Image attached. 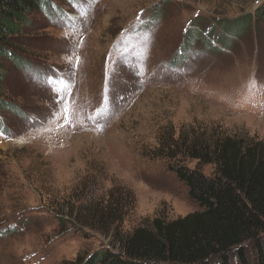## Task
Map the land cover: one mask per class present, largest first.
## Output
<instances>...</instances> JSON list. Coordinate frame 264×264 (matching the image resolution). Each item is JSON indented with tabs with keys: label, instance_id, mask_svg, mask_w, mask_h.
I'll return each instance as SVG.
<instances>
[{
	"label": "rangeland",
	"instance_id": "rangeland-1",
	"mask_svg": "<svg viewBox=\"0 0 264 264\" xmlns=\"http://www.w3.org/2000/svg\"><path fill=\"white\" fill-rule=\"evenodd\" d=\"M262 1L52 0L49 14L29 16L14 39L22 67L3 60L0 264H80L117 249L114 230L82 224L93 181L106 203L132 200L121 234L199 209L166 168L163 141H264V20L220 24L254 16ZM106 92L111 104L97 116Z\"/></svg>",
	"mask_w": 264,
	"mask_h": 264
},
{
	"label": "trees",
	"instance_id": "trees-1",
	"mask_svg": "<svg viewBox=\"0 0 264 264\" xmlns=\"http://www.w3.org/2000/svg\"><path fill=\"white\" fill-rule=\"evenodd\" d=\"M52 5V0H0V96L6 78L3 60L22 67L16 63L21 64V48L14 39L30 15L40 10L49 14ZM254 13L220 24L241 30L252 18L264 20V0ZM189 41L192 45L193 38ZM5 105L0 99V108ZM190 135L163 144L166 168L186 185L199 209L171 220L155 217L121 234L122 215L134 206L132 200L117 195L106 203L93 181L84 194L89 216L82 224L91 231L114 230L117 249L95 250L80 264H264V141ZM186 158L197 160L195 167L186 166ZM207 164L213 166L209 175L201 171Z\"/></svg>",
	"mask_w": 264,
	"mask_h": 264
},
{
	"label": "snow or ice",
	"instance_id": "snow-or-ice-1",
	"mask_svg": "<svg viewBox=\"0 0 264 264\" xmlns=\"http://www.w3.org/2000/svg\"><path fill=\"white\" fill-rule=\"evenodd\" d=\"M88 7H90V5H86L85 7L81 8L79 15L84 16L86 14V12L88 11ZM139 19H140V17L138 16L137 20H139ZM65 20H66V17L62 15L57 22L60 23L61 25L65 26V27H69V28H75L76 27L75 23H65ZM77 61H79V57H77ZM64 79H66V78H64ZM46 83H54V81H52L51 78H48ZM250 87H251V84H250ZM62 99H63V97H60L58 100V103H60L62 101ZM110 104H111V101H110V99L107 95V92H106L104 104L102 105V107L100 109L97 110V116H99L102 111L107 112L108 106ZM65 111L67 112V109H65ZM53 114L56 115L55 110H54ZM40 127H43V123L40 125Z\"/></svg>",
	"mask_w": 264,
	"mask_h": 264
}]
</instances>
